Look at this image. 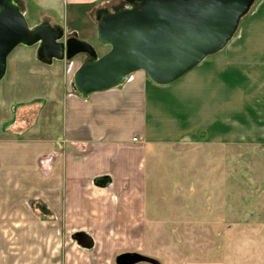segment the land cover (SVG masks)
I'll return each instance as SVG.
<instances>
[{"label":"crops","instance_id":"0c3cea01","mask_svg":"<svg viewBox=\"0 0 264 264\" xmlns=\"http://www.w3.org/2000/svg\"><path fill=\"white\" fill-rule=\"evenodd\" d=\"M32 48L34 61L20 67L26 75L15 71L18 80L0 88V264H118L131 256L151 260L134 264H237L180 261L201 254V181L193 185L198 168L181 149L201 134L264 145V0L224 50L169 85L139 71L83 98L75 71L68 86L70 61H58L63 75L55 79V61H38ZM32 69L52 85L45 98L31 95ZM78 233L93 247H81ZM191 238L200 245L182 247Z\"/></svg>","mask_w":264,"mask_h":264},{"label":"water","instance_id":"95a60500","mask_svg":"<svg viewBox=\"0 0 264 264\" xmlns=\"http://www.w3.org/2000/svg\"><path fill=\"white\" fill-rule=\"evenodd\" d=\"M255 1L125 0L114 12L104 7L96 13L97 37L98 44L109 51L99 55L77 36L66 37L60 26L30 27L15 0H0V82L9 56L24 45L36 46L37 60L49 65L85 55L73 77L74 90L83 98L116 88L139 71L157 85H169L224 50ZM74 239L83 248L93 247L85 233ZM146 260L150 259L119 257L117 263Z\"/></svg>","mask_w":264,"mask_h":264},{"label":"rangeland","instance_id":"374dc122","mask_svg":"<svg viewBox=\"0 0 264 264\" xmlns=\"http://www.w3.org/2000/svg\"><path fill=\"white\" fill-rule=\"evenodd\" d=\"M15 1L24 14L27 12L25 17L29 26L35 22L54 24L65 30L66 37L77 36L79 40L94 45L98 42L97 11L104 7L112 11L115 7L124 5L123 0H100L93 5L69 4L66 0H52V4L50 0ZM258 1H255L249 13L241 20L240 26ZM33 53L32 47L24 45L18 46L11 53L6 76L0 82L1 89L5 91L11 81L18 80L15 71L19 73L20 70V79L26 75H23L24 68L20 67L26 59L34 61ZM82 55L68 62L65 67L66 75L69 74L68 71L76 72L81 66L79 64L85 58ZM55 66L58 77H54L60 79L61 74L63 75L62 63L55 61ZM30 72L35 74L32 82L37 85V88L32 89L34 91L31 95L45 98L44 94H47L52 85L43 84L42 77L35 70ZM70 74L67 80L69 87ZM54 77H47V82ZM199 143L186 144L181 150L188 149L184 152L188 155L185 156L188 158V167L198 168L190 172L191 178H195L191 180L193 185L198 186V181H201V254L184 253L180 255V261L201 258V261L264 264V145L239 141L212 142L203 134ZM196 192L195 197L198 199L200 191ZM194 199L196 202V198ZM194 240L183 239L181 245L183 247L184 244H190L191 248L199 246L200 243ZM156 247L162 246L158 244Z\"/></svg>","mask_w":264,"mask_h":264},{"label":"flooded vegetation","instance_id":"af4514ba","mask_svg":"<svg viewBox=\"0 0 264 264\" xmlns=\"http://www.w3.org/2000/svg\"><path fill=\"white\" fill-rule=\"evenodd\" d=\"M123 1H124V4H126V3H125V0H123ZM101 9H102V8H101ZM99 10H100V9H99ZM111 12H114V10H112ZM68 38H71V37H68Z\"/></svg>","mask_w":264,"mask_h":264},{"label":"built area","instance_id":"2783aa9c","mask_svg":"<svg viewBox=\"0 0 264 264\" xmlns=\"http://www.w3.org/2000/svg\"><path fill=\"white\" fill-rule=\"evenodd\" d=\"M69 73H71V71H68ZM130 76L127 77V79L129 78ZM134 141H136V139H134Z\"/></svg>","mask_w":264,"mask_h":264}]
</instances>
